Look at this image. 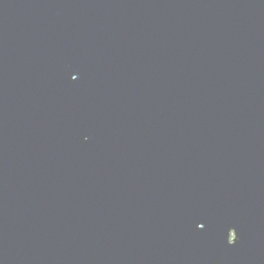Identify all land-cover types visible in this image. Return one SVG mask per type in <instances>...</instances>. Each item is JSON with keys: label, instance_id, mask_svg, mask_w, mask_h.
<instances>
[{"label": "water", "instance_id": "1", "mask_svg": "<svg viewBox=\"0 0 264 264\" xmlns=\"http://www.w3.org/2000/svg\"><path fill=\"white\" fill-rule=\"evenodd\" d=\"M0 264H264V0H0Z\"/></svg>", "mask_w": 264, "mask_h": 264}]
</instances>
